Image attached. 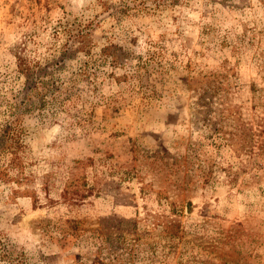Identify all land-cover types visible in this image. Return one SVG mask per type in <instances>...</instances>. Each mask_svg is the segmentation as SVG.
<instances>
[{"label":"rangeland","instance_id":"374dc122","mask_svg":"<svg viewBox=\"0 0 264 264\" xmlns=\"http://www.w3.org/2000/svg\"><path fill=\"white\" fill-rule=\"evenodd\" d=\"M106 2L0 0V96L17 45L43 60L64 21L92 45L0 152V264H264V0Z\"/></svg>","mask_w":264,"mask_h":264},{"label":"trees","instance_id":"16d2710c","mask_svg":"<svg viewBox=\"0 0 264 264\" xmlns=\"http://www.w3.org/2000/svg\"><path fill=\"white\" fill-rule=\"evenodd\" d=\"M101 5L109 7L106 0H100ZM112 15L121 12L117 6H110ZM62 33L64 41L55 47L49 56L43 60H36L25 51L23 45H17L14 50L16 61V73L22 77V86L19 90L11 92L9 97L0 96V152L10 153L11 163L18 159L16 148L21 144L16 131V121L26 113H32L36 109L45 108L53 100L67 93L70 89L69 82L59 76L66 66L67 61L81 59L86 64L85 56L92 54V45L88 40V33L84 32L80 26H76L69 21L59 23L55 27V38H60ZM119 54H118V53ZM105 57L110 58V62L118 63L122 60L123 50L120 46L109 44L102 49ZM82 55V56H80ZM83 66V65H82ZM82 71L76 74L85 75L87 67L80 68ZM3 166L0 165V178L3 174ZM72 184V183H71ZM70 182L64 190L63 197L67 200H81L86 193L84 189L73 186ZM70 187V188H69Z\"/></svg>","mask_w":264,"mask_h":264}]
</instances>
